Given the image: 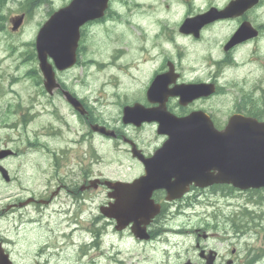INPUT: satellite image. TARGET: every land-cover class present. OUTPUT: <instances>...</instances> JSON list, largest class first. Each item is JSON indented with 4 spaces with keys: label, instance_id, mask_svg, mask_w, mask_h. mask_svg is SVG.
<instances>
[{
    "label": "flooded vegetation",
    "instance_id": "flooded-vegetation-1",
    "mask_svg": "<svg viewBox=\"0 0 264 264\" xmlns=\"http://www.w3.org/2000/svg\"><path fill=\"white\" fill-rule=\"evenodd\" d=\"M260 2L262 4L263 0ZM213 4L209 2V5ZM94 23L98 22H90L86 26L91 27ZM245 49L248 48H231L224 51L223 61L210 62L204 59L202 64L206 68L201 70L202 74L195 75L198 69L194 66L193 78L190 79H186L184 72L180 71L179 61L175 60L177 80L179 82L202 81L204 76L215 69L218 75L226 76L227 74L229 85L244 91L239 100L240 104L235 108L236 111L246 114L264 113V87L262 86L264 61L261 60L264 58V48H252L245 61H243L244 57L241 58L243 66L253 67L244 78L237 80L235 76L226 73V70L234 69L238 65L232 60L236 59L239 50ZM163 62L167 63L166 60ZM207 67L211 68V71H208ZM165 69L162 65L157 72H163ZM57 79L58 87L52 94L46 93L35 83V93L27 110L32 120L40 115H49L54 119L37 128L42 134L53 139L43 143L45 148L49 147V143L56 145L54 148L47 149L51 188L33 192L30 197L33 207L43 208V210L38 208L43 214L47 206L51 207L52 214H49L51 220L47 222L50 226L48 238L60 242L64 240V247L76 253V258L82 260L95 253L97 258L94 256L89 258V264H101L102 254L106 251H108L106 257L108 264H264V212L244 209L243 206H234L231 209L225 204L197 205L198 194H200L198 192L195 195L189 192L179 199L166 201L163 190L154 191L152 197L160 203V211L146 226L148 233L146 241L134 236L131 229L133 220L119 230L116 217L109 218L101 213V208L110 200L109 189L104 179L111 176L106 175L100 165L96 168L99 152L95 146L100 145V134L97 136V133L85 129L87 125L101 120L94 115L91 107H87V111L82 115L64 98L62 91L67 90L78 98L82 105L86 103L84 95L76 90L77 83L73 82L69 85L66 78ZM144 91L145 89L131 94L138 97ZM193 104L181 109L189 106L192 109H204ZM35 106H39L38 110L33 109ZM95 113L101 114L97 109ZM213 118H216L214 114ZM112 127L116 132L113 133V138L125 140L126 136L121 131V127ZM66 128L68 136L60 139ZM134 128L137 127L134 126ZM35 135L40 134L35 132ZM87 148L88 151L92 148V151L88 152ZM125 150L127 151L128 148ZM129 163L137 169L136 176L143 173L142 164L134 157ZM85 165L92 173L80 167ZM95 179L97 182L92 183L91 181ZM93 185L95 188H92ZM22 207L26 206H5L0 209V212L3 213L9 208ZM199 210L204 211L199 213ZM245 211H248V214H245ZM38 215L41 214L37 213ZM137 218L139 219L140 216ZM175 221L179 224L172 226L171 223ZM55 228L60 230L55 232ZM169 228H175V232L185 234L190 243L189 248H186V253L180 260H161L150 263L141 253V249H144L143 245L148 243L157 248L165 235L169 234L166 232ZM127 239L137 245L136 251L120 247V243ZM48 244L52 245L51 242ZM67 256L69 257V254ZM83 264H86L85 260Z\"/></svg>",
    "mask_w": 264,
    "mask_h": 264
},
{
    "label": "rangeland",
    "instance_id": "rangeland-1",
    "mask_svg": "<svg viewBox=\"0 0 264 264\" xmlns=\"http://www.w3.org/2000/svg\"><path fill=\"white\" fill-rule=\"evenodd\" d=\"M65 0H49L50 6L53 8L55 6L61 5ZM138 1H148V0H138ZM159 1V0H158ZM179 1L182 0H169V7H167L166 10L163 9L165 5L167 4V0H163L162 7L157 8H151L148 11L145 9V11H140V7L137 10L132 9L134 5H132L131 0H124L122 5L120 3H116L115 6L122 12L120 16H115L114 20L116 22L111 23L110 21H104L101 24H94L91 28H89V36H88V44L89 47L87 49H83L80 56V61L76 68L69 70L66 72L64 77L67 79V82L69 85H72L73 82H76L77 85H75L76 90H78L81 94L85 96V98H88L87 91H91L92 89L97 91L99 90V87L102 83H105V86L103 87V90H105V93H112V92H120L126 93L125 91L130 90L132 87V91H136V86L139 84H142V88L144 86V81L148 78L149 74L154 71V69H151L147 72H145L144 78H142L143 74L141 73L140 67H145V64H141L140 62H135L134 64L140 67H136L134 69L131 68L133 71H128L126 68H113L109 65H104L105 63L115 62L112 61V55L117 52V50L126 49L128 47H134L133 45H139L142 44L143 48H158L156 49L159 52L167 53V49L175 48L173 52H175L178 55V48L179 46H176L173 42L171 43H165L163 41L164 35H166L165 31H168V28L165 29V31L162 28V23L158 22L160 19H170L173 20L175 18L179 19L182 17L186 11L188 10L186 6H182L179 4ZM227 0H216L219 4H225ZM10 5H7L5 7V13L6 14H14L15 11H11V8H15L16 4L13 2H10ZM206 3H204L203 0H197L196 5L191 7H203ZM48 5L46 2L41 3L38 7L35 8L34 12L30 15V17L25 21L24 25L21 28V31H19V34H14L13 36H19V41L30 39L33 35V32L37 25H39L47 16L48 13ZM189 8V9H191ZM117 9V10H118ZM205 8L195 10L193 13L190 14V16H193L195 14H199L203 12ZM10 11V12H9ZM125 11L128 12L127 16ZM138 11L141 13V15H134L138 13ZM127 16V19H126ZM248 18L252 20L253 23H261L264 22V5L261 8H257L256 10L249 13ZM182 19L179 21L171 22L169 25L170 28L178 31V26L180 24ZM238 20L239 19H230V20H224L221 22H218V24H215L213 28L208 27L202 36V39L195 43L190 38H179V33H173L175 34L173 41L179 42L184 46L185 48H189L190 53L185 58L182 63L188 65L197 63L195 61L190 60V58L194 57V52L196 50L195 54H201L206 52H211L212 54H215L216 52H219L221 50V42L228 37L238 26ZM129 21V23H128ZM158 22V23H157ZM142 24V30L141 27H138V24ZM168 23V22H167ZM129 30V32H128ZM145 32V33H144ZM142 33V34H141ZM141 34V35H139ZM139 35V37H137ZM1 38V37H0ZM213 39V40H211ZM178 40V41H177ZM224 43V41H223ZM249 44H244V46H240L238 48H264V34L259 39H254ZM3 43L0 42V48L2 47ZM182 48V47H181ZM212 48H217V51H215ZM115 49H117L115 51ZM133 49V48H130ZM139 47H136L133 54H128L125 56V61H130L131 58H136L138 53ZM23 50V48H21ZM115 51V52H114ZM141 53L144 55V53L141 51ZM2 52H0L1 56ZM122 54V53H121ZM120 54V55H121ZM167 54H164L163 57H166ZM95 59L99 63H95L94 65H88L86 61L88 59ZM204 59H199V64L201 68L202 61ZM103 63V64H102ZM141 64V65H140ZM143 65V66H142ZM147 69V68H146ZM148 69H150V66H148ZM24 70V69H23ZM6 73V79L4 82H2L3 88H4V94L3 96L6 97H12L17 99H25L28 97L27 90L29 87L31 88L32 85L29 83H26V79L19 78L17 80L12 79L14 76L13 74ZM133 73V74H132ZM202 74L201 70H199L198 75L200 76ZM236 74V70H235ZM132 76H141L140 81L139 80H131ZM152 78V74L150 75L146 85L144 88H146L150 80ZM224 82V80H223ZM113 83H116L117 85H112ZM129 93V92H127ZM222 94L226 95V91H223ZM111 99H116L114 97H111L110 95H107ZM132 97L128 100L134 99L136 95H131ZM95 97L94 95L92 96ZM101 100V97L98 99V101ZM231 102V97H230ZM215 102V103H214ZM214 102H210V104H217L219 103L223 108H225V105L227 101L222 98V96L215 97ZM115 107V105H114ZM113 107V108H114ZM112 108V109H113ZM100 109L103 112H109L111 114V110L104 111L101 107ZM106 110V108H105ZM116 112L118 111V108H115ZM93 113H95L94 108L92 109ZM222 117V114L219 115ZM51 119L48 116H40L35 121L30 122L26 127H22V125L17 124V129H13V133H17L20 131L22 134V141L28 143L27 141V134L30 136L33 135V132L35 131L36 127L39 124L45 123ZM15 121V119H13ZM3 122V121H2ZM7 122V121H6ZM5 122V123H6ZM136 136L145 142L146 147H150L151 145H154L156 142L161 141L162 137L157 136L154 132L149 133L147 129H142V133H137ZM143 147L145 148V146ZM103 151L105 153L108 152V156L110 153L109 147L104 146ZM126 153L120 152L115 153L113 156L114 161L116 159L124 161L126 160ZM9 167L11 169L14 168L15 160L9 161ZM31 165H33V159L31 160H23L21 163V170L25 174L31 173ZM105 174L108 176H115L117 174L114 167L105 168ZM13 188V185H5L4 187L0 185V189H4L5 194ZM261 194H264V190L261 191ZM246 198V195L243 196L239 201H243ZM233 201V199H231ZM0 231H3L2 227H6L8 231L5 232L6 235H10V233H14L15 231V225H13L12 221L0 223ZM47 236L43 238L45 240ZM27 241V243H25ZM41 239L39 238L38 242L35 245H31V243L27 239H23L22 242V249L26 250L28 254L26 257L24 255L26 253H23V256H20L23 258L24 261L27 259H30L33 261L36 258V251L37 249L33 247L35 246H41ZM32 249V250H31ZM145 253H148L149 255L152 254V250L149 249ZM53 262V261H52ZM57 264H60L59 260L57 259L55 261ZM74 260H71V264H73ZM52 264V263H51Z\"/></svg>",
    "mask_w": 264,
    "mask_h": 264
},
{
    "label": "water",
    "instance_id": "water-1",
    "mask_svg": "<svg viewBox=\"0 0 264 264\" xmlns=\"http://www.w3.org/2000/svg\"><path fill=\"white\" fill-rule=\"evenodd\" d=\"M256 1L232 0L221 12V16L240 14ZM106 4L107 0H72L43 24L36 47L40 67L47 77L51 71L46 55H51L60 69L70 65L74 61L79 25L101 15ZM191 22L186 20L181 28L190 29ZM249 28L248 24L243 23L227 45L254 34V30ZM190 120L191 116L172 119L159 128L169 138L158 157H161L163 151H172L178 155V158L171 155L168 159H174L171 163L173 173L179 176L173 181L165 180L166 184L160 181L159 185H165L172 195L180 193L191 182L196 185L228 182L240 188L264 185V123L233 116L223 131H210L204 130L205 127H195ZM147 181L153 182L151 178H147ZM148 193L146 190V195Z\"/></svg>",
    "mask_w": 264,
    "mask_h": 264
},
{
    "label": "bare ground",
    "instance_id": "bare-ground-1",
    "mask_svg": "<svg viewBox=\"0 0 264 264\" xmlns=\"http://www.w3.org/2000/svg\"><path fill=\"white\" fill-rule=\"evenodd\" d=\"M82 93V92H81ZM85 97V96H84Z\"/></svg>",
    "mask_w": 264,
    "mask_h": 264
}]
</instances>
